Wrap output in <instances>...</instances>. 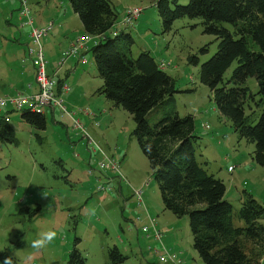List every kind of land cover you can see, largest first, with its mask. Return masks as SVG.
Instances as JSON below:
<instances>
[{
    "label": "rangeland",
    "instance_id": "374dc122",
    "mask_svg": "<svg viewBox=\"0 0 264 264\" xmlns=\"http://www.w3.org/2000/svg\"><path fill=\"white\" fill-rule=\"evenodd\" d=\"M39 1L43 7L38 6L37 0H29V5L35 22L41 15L42 20L54 23L50 34L41 39L46 57L54 65L60 48L82 32L60 37L52 34L54 31L60 34L80 21L68 0ZM110 1L117 16L121 15L116 28L128 8L142 10L124 30L132 35L133 57L148 50L175 79L179 90L174 94L176 111L181 117L193 116L195 131L200 137L196 146L197 160L208 173L222 180L226 187L224 198L231 203L234 212L241 206L244 190L264 205V168L251 157L254 144L239 137L231 121L217 110L208 87L199 81L201 64L217 49L216 37L203 32L200 18H178L169 31H164L155 7L157 0ZM187 2L177 1L181 5ZM10 5L16 8L12 23L7 13ZM18 7V0H0V95L26 93L19 77L28 80L30 74L22 75L18 70L22 64L21 54H18L22 46L13 34L28 31L19 26ZM221 24L232 30L231 24ZM205 45L207 52H200ZM193 54L198 57L196 65L188 60ZM84 56L87 63L75 65V71L65 77L71 91L63 95V99L66 107L75 112L74 116L80 115V121L87 123L85 127L94 141L82 131L74 130L69 118L59 109L52 115L49 108H42L47 124L45 130L22 121L20 112L12 105L0 109V118L8 117L17 140L14 144L0 136V251L7 250L19 264H67L70 252L76 249L84 259L83 264H112L107 250L116 246L126 257L116 264H173L160 262L158 241L148 239L135 228L133 223L139 215L143 223L154 220L162 233V246L178 254L181 264H204L193 249L188 216L177 217L163 208L152 170L133 135L132 116L122 107L113 106L103 95L96 94L90 99L89 91L100 87L102 79L91 52H85ZM69 62L71 60L64 68ZM236 64L234 61L230 65L224 79L231 75ZM55 67L51 68L52 72ZM47 71L50 72L48 66ZM76 71L86 74L89 82L88 87L81 83L79 89L81 93L87 92L83 101L72 104L66 98L72 92L80 96L78 87L73 85ZM246 83L253 93L257 91L253 77ZM250 105L257 120L263 113L264 102L260 107ZM78 107L98 111L97 120L81 115ZM250 112L246 105L245 113ZM155 120L154 116L149 117L150 123ZM93 142L119 162V172L95 166L88 173L90 154L100 158ZM99 186L104 188L99 189ZM138 191H141L139 202ZM23 206H28L30 212L20 213L25 209ZM235 225L242 222L235 220ZM263 259L264 254L260 257Z\"/></svg>",
    "mask_w": 264,
    "mask_h": 264
},
{
    "label": "trees",
    "instance_id": "16d2710c",
    "mask_svg": "<svg viewBox=\"0 0 264 264\" xmlns=\"http://www.w3.org/2000/svg\"><path fill=\"white\" fill-rule=\"evenodd\" d=\"M68 1L84 31L78 36H100L89 50L102 79L95 93L132 116L133 135L152 170L163 208L177 217L188 216L192 246L200 259L204 264H260L264 254V205L244 190L241 206L234 212L231 203L224 198L226 187L222 180L208 173L198 162L196 146L200 137L196 134L193 116L181 117L176 111L174 94L179 90L175 79L159 67L148 50L133 57L134 41L130 32L123 30L112 35L117 14L110 0ZM177 1L157 0L155 3L163 30L169 31L178 18H200L203 32L216 37L217 49L201 64L199 81L208 87L217 110L231 121L239 137L254 144L251 157L264 168V110L255 120V110L250 105L260 107L264 102V0H188L184 5ZM221 22L231 24L232 30ZM66 48L60 50L58 58ZM200 52H207V46L201 47ZM45 58L48 62L46 54ZM188 60L198 64L195 54ZM234 61L236 66L224 79V73ZM67 62L59 71L62 79H65L64 72H74L75 65H79L75 63L64 68ZM249 77L256 81L255 93L246 83ZM246 105L251 109L249 114L245 113ZM78 108L81 115L97 120L98 111ZM79 116L73 114L93 140L85 127L87 123L80 121ZM150 116L156 118L152 123ZM20 118L36 129L47 127L44 112L24 109ZM9 122L8 117L0 118V136L17 144ZM23 207L20 213L30 212L28 206ZM235 220L242 225H235ZM133 224L141 232L140 224ZM143 234L157 242L150 230L148 236ZM107 253L112 264L126 259L116 246L109 248ZM83 263L80 252L73 249L67 264ZM0 264H19V261L3 250L0 251Z\"/></svg>",
    "mask_w": 264,
    "mask_h": 264
},
{
    "label": "built area",
    "instance_id": "2783aa9c",
    "mask_svg": "<svg viewBox=\"0 0 264 264\" xmlns=\"http://www.w3.org/2000/svg\"><path fill=\"white\" fill-rule=\"evenodd\" d=\"M18 16H19V26L20 28L26 27L28 29V38L29 43L27 45V58L30 60L32 67L34 69V76L36 82V89L29 93H18L12 96L4 95L0 96V109L6 107L8 105H12L13 108L19 112L24 109H31L36 112H43L42 108L47 107L49 109H59L66 116L72 120L73 129L77 131H82L85 135L88 136L84 127L79 122L78 119L73 117V112L69 111L66 105L64 104L63 95L70 91V85L65 80L62 79L59 75V71L61 67L67 62L69 59L75 60L77 64L84 65L87 63V60L84 56V53L89 51L90 48L95 45L100 38V36H90L84 34L82 36L76 37L73 41H71L57 61L55 65V70L52 73H48L47 66L48 62L45 58L43 44L41 43V39L48 34H50L54 23L50 22L47 26L39 27L35 24L32 11L29 5V0H18ZM141 9L136 8H128L126 11V16L118 21V28L112 30V35H116L119 32L130 27L133 22L139 17L141 13ZM102 39L105 36H101ZM159 67L163 68L164 64L162 62L159 63ZM74 71V68L72 69ZM58 80H61L58 82ZM85 113H88V110H84ZM5 117V116H4ZM89 137V136H88ZM89 140L92 139L89 137ZM95 144V142H93ZM96 147L97 144H95ZM98 153L100 154V158L96 161V167L100 169L110 168L117 172L119 169V162L114 157H109L107 153H105L100 147H98ZM92 168L88 169V173H91ZM99 189H103L104 186H99ZM140 192L138 191V202L141 200ZM141 216L137 215L135 217L134 223H139L141 226V232L145 233L147 236V231L150 230L153 234V237L158 241L159 251L158 258L160 262H171L173 264H181V259L178 254L169 251V249H165L162 246V233L157 228L156 223L153 219L149 221V223L145 220L146 223H141ZM260 264L264 259L259 260Z\"/></svg>",
    "mask_w": 264,
    "mask_h": 264
},
{
    "label": "crops",
    "instance_id": "0c3cea01",
    "mask_svg": "<svg viewBox=\"0 0 264 264\" xmlns=\"http://www.w3.org/2000/svg\"><path fill=\"white\" fill-rule=\"evenodd\" d=\"M37 3H38V6H40V7H43V3L41 2V1H39V0H37ZM127 7H125V9H126ZM124 9V10H125ZM16 10V8L12 5H10V7L8 8V11H7V13H8V16L10 17L9 19V21L11 22V20H12V18H14L13 16L15 15L14 14V11ZM17 10H18V8H17ZM32 11V10H31ZM121 17V15L118 17L117 16V19H119ZM18 20H19V16H18ZM9 21H8V23H9ZM35 22V21H34ZM12 23V22H11ZM35 24L37 25V26H39V27H43V26H47L48 24H49V22L48 21H45L44 19L42 20V17H41V15H39L38 16V21L37 22H35ZM73 26H76V28L75 27H73ZM73 26H71V27H67L66 28V30L64 31V32H62V33H60V34H57L56 33V31H54V33L52 34L53 36H59L60 37V35H62V34H64V35H73V34H75L77 31H79V32H84L83 31V28H82V25H81V23H76V24H74ZM79 29H81V30H79ZM133 29V28H132ZM69 32V33H68ZM17 36V42L22 46V48H21V51H22V53H21V51H19L18 52V54H21L20 55V57L19 58H21V65H20V69H18L19 70V73H21L22 75H24L25 74V72H30V74L28 75V80H25L24 78H22V77H19V83H20V85L23 87V89L26 91V93H29V92H31V91H33V90H35L36 89V84H35V79H34V69H33V67H32V64H31V62H30V60L27 58V52H26V49H27V45H28V43H29V38H28V31L25 33V32H23V34H21L20 32L19 33H15V34H13V37H16ZM19 35V36H18ZM23 35H26V38L24 39L23 38ZM49 35V34H48ZM47 37V36H46ZM45 37V38H46ZM73 38V37H72ZM71 38V39H72ZM70 39V40H71ZM68 46V43H67V45L65 46V44L60 48V50H63V49H65L66 47ZM60 50H59V52H60ZM47 59H48V66H49V68L51 69L54 65H53V61L51 60L50 61V58L47 56ZM75 60H71V62H69V65L67 66V67H70V66H73V65H75ZM24 73H23V72ZM64 74H66L65 75V77L66 76H68L69 75V73H65L64 72ZM88 74V73H87ZM86 74H79L78 73V71H76L75 72V76H74V80H73V85L74 86H77L78 87V91H79V97H77L78 95H74L73 94V92H72V94L70 95V96H72V97H70V96H68L66 99L68 100V101H70V102H72V104H76V102H77V100H80V101H83L82 99H83V97H85V96H83V95H85L86 93L83 91L82 93H81V91L79 90L81 87H82V85L83 84H85L87 87H88V82H89V80H87V78H86V76H85ZM81 83H82V85H81ZM98 88V87H97ZM10 89V88H9ZM12 89V88H11ZM19 89H17V91H18ZM75 90V89H74ZM96 90L97 89H93V91H89V94H90V99H92V98H94L95 97V95H96ZM71 91V90H70ZM11 93H14V92H11ZM10 94V93H9ZM68 94V93H67ZM67 94H65V95H67ZM88 94V95H89ZM0 96H4V95H0ZM87 96V95H86ZM50 111H51V113H52V115H54V113L56 112L55 111V109L53 110V109H49ZM61 121H63V122H65V123H68V121L67 120H65V119H60ZM97 154H99V153H97ZM91 157V158H90ZM98 159V157H95V156H92V153L90 154V156H89V159H88V162H89V164H88V168H94L95 166H96V161H97V159ZM94 159H96V161L94 160Z\"/></svg>",
    "mask_w": 264,
    "mask_h": 264
}]
</instances>
